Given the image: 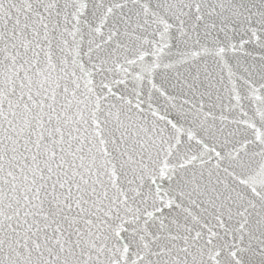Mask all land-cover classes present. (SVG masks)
<instances>
[{
	"label": "snow or ice",
	"instance_id": "snow-or-ice-1",
	"mask_svg": "<svg viewBox=\"0 0 264 264\" xmlns=\"http://www.w3.org/2000/svg\"><path fill=\"white\" fill-rule=\"evenodd\" d=\"M0 264H264V0H0Z\"/></svg>",
	"mask_w": 264,
	"mask_h": 264
}]
</instances>
